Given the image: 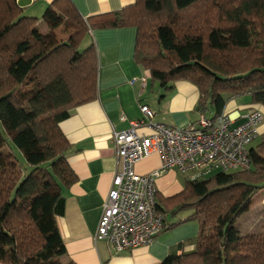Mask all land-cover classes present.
<instances>
[{"label": "trees", "instance_id": "trees-1", "mask_svg": "<svg viewBox=\"0 0 264 264\" xmlns=\"http://www.w3.org/2000/svg\"><path fill=\"white\" fill-rule=\"evenodd\" d=\"M42 19L72 32L46 45L38 18L17 0H0V141L7 135V145L24 156L23 165L12 153L0 165V264H76L63 261L55 221L64 210L62 189L77 180L59 123L97 96L96 46L80 49L89 30L134 27L136 63L164 90L179 80L195 84L201 112L217 116L245 95L264 106V0H135L87 18L71 0H53ZM250 157L249 169L186 178L168 197L155 193V210L164 217L192 211L165 228L198 223L193 249L160 264H264V231L241 235L234 227L264 188V133Z\"/></svg>", "mask_w": 264, "mask_h": 264}, {"label": "crops", "instance_id": "crops-1", "mask_svg": "<svg viewBox=\"0 0 264 264\" xmlns=\"http://www.w3.org/2000/svg\"><path fill=\"white\" fill-rule=\"evenodd\" d=\"M52 1L17 0V3L24 13L39 18L40 30L42 25L47 29L56 28L42 19L43 12ZM71 1L83 18L118 11L135 2ZM135 34L136 30L131 26L97 28L86 33L82 42L85 41L86 45L93 42L98 54L97 96L72 109L70 115L59 123L71 144L66 160L77 180L62 189L64 210L55 216V221L66 248L63 259L76 264H160L167 255L190 251L194 247L198 231L196 220L165 228L152 242L119 252H115L107 241L94 239L102 206L118 167L113 132L124 130L129 127L130 120L139 119L142 116L141 104L154 111L153 120L156 122L185 127L198 118L197 86L190 81L179 80L170 89H162L134 59ZM143 77L144 81L141 80ZM252 108L264 113V106L251 103L248 96L230 99L223 111L230 116L232 124H239ZM121 116L125 118L122 120ZM259 131L264 133V121ZM160 165L159 155L152 153L136 162L134 170L138 174H146L160 168ZM175 173L171 169L156 179L159 194L168 197L182 190L183 183L178 181ZM191 212H186L176 221H168L166 216V227L184 220Z\"/></svg>", "mask_w": 264, "mask_h": 264}, {"label": "built area", "instance_id": "built-area-1", "mask_svg": "<svg viewBox=\"0 0 264 264\" xmlns=\"http://www.w3.org/2000/svg\"><path fill=\"white\" fill-rule=\"evenodd\" d=\"M140 111L139 119L112 134L118 167L94 235L115 252L148 244L166 227L164 215L155 210L158 177L171 169L191 180L216 171L249 169L250 146L264 121L257 108L250 109L239 124H232L224 111L217 116L199 111L195 122L177 127L154 121V111L146 104L140 105ZM152 153L159 155L160 168L136 173L134 164Z\"/></svg>", "mask_w": 264, "mask_h": 264}, {"label": "rangeland", "instance_id": "rangeland-1", "mask_svg": "<svg viewBox=\"0 0 264 264\" xmlns=\"http://www.w3.org/2000/svg\"><path fill=\"white\" fill-rule=\"evenodd\" d=\"M39 20V18H38ZM40 30L43 34H45V43L46 45H52L59 41L65 40L69 37L70 33L72 32L69 28H67L63 23H61L59 26H57L54 29H47L44 25L40 27ZM85 42V41H84ZM84 42L81 44L80 49H83L86 44ZM240 97H247L240 96ZM239 98V97H236ZM241 100V99H240ZM207 115H212L210 112V109L206 110ZM264 114V113H262ZM262 133L260 132V135ZM5 140L1 142L0 141V165L5 164L6 161L11 162V153L14 155L16 160L20 165L24 164V156L22 152L11 145L9 143V146L7 145V141L9 140V137L6 135ZM7 158V159H5ZM6 160V161H5ZM176 177L178 181L183 183L186 179V176L177 172ZM191 210H185L178 212L175 215L168 214L167 220L168 221H176L178 217H181L186 212L189 213ZM234 227L239 231L241 235L247 234V233H256L259 231H264V188L260 189L251 199V202L245 207V209L236 217L234 221ZM65 262V260H63Z\"/></svg>", "mask_w": 264, "mask_h": 264}]
</instances>
